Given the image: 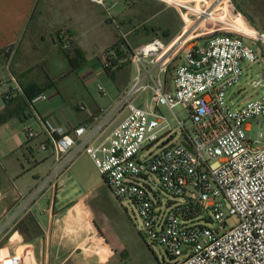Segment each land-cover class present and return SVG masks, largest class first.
<instances>
[{
    "label": "built area",
    "instance_id": "obj_1",
    "mask_svg": "<svg viewBox=\"0 0 264 264\" xmlns=\"http://www.w3.org/2000/svg\"><path fill=\"white\" fill-rule=\"evenodd\" d=\"M89 1L107 10L111 0ZM163 1L181 19V29L168 42L154 38L133 47L115 22L136 68L113 112L126 111L125 118L101 142L108 120L71 132L48 124L52 139L40 148L53 149L58 166L35 195L47 184L57 188L76 160L87 155L112 194L135 209L142 236L163 246L174 264H264V95L237 106L228 96L239 89L244 64L248 69L264 63L263 51L253 47L264 46V31L236 0ZM101 67L115 68L107 55ZM100 92L105 94L101 87ZM144 93L148 99L137 105ZM46 99L42 94L33 103ZM179 106L191 126L178 120L183 133L177 139L160 107L174 113ZM250 120L260 129L254 142L246 135ZM25 133L30 140L39 137L30 127ZM160 192L170 197L168 203ZM233 216L238 223L228 228ZM0 264H24V258L0 248Z\"/></svg>",
    "mask_w": 264,
    "mask_h": 264
},
{
    "label": "crops",
    "instance_id": "obj_2",
    "mask_svg": "<svg viewBox=\"0 0 264 264\" xmlns=\"http://www.w3.org/2000/svg\"><path fill=\"white\" fill-rule=\"evenodd\" d=\"M236 4L240 9L237 0ZM97 7L102 6L89 0H0V112L9 92L26 99L23 85L36 84L30 90L34 99L47 96L0 125V243L7 231L11 232L0 248L22 254L24 264L128 263L122 244L105 227L98 226L96 196L91 190L82 192L83 181L72 180L70 174L77 163L57 188L47 184L43 193L35 195L44 184V176L58 166L54 150L40 148L52 139L48 124L71 132L78 126L108 120L109 126L98 137L101 142L127 114L113 112L134 77L113 94L105 90L102 96L108 94L109 99L99 106L94 100L88 102L83 92L87 85L81 82L94 72L100 76L102 69L90 73L88 65L94 62L90 58L72 70L66 55L74 54L80 36L77 29L83 24L91 27V21H83L82 14ZM129 65L133 64L118 70ZM39 68L41 72H35ZM37 89L44 91L37 93ZM26 127L38 131L39 137L28 139ZM64 192L66 202H57V194ZM22 221L32 223L30 238L18 230Z\"/></svg>",
    "mask_w": 264,
    "mask_h": 264
},
{
    "label": "rangeland",
    "instance_id": "obj_3",
    "mask_svg": "<svg viewBox=\"0 0 264 264\" xmlns=\"http://www.w3.org/2000/svg\"><path fill=\"white\" fill-rule=\"evenodd\" d=\"M237 2L250 21L264 31V0H237ZM106 7L107 10L104 7H97L95 10L82 14V17L84 16L83 21H91V27L85 28L83 24L81 29H77L80 36L75 45V49H80L83 52L85 59L91 58L96 63L93 65L94 62H90L89 67L87 66L91 70L90 73L98 68L102 69V76L97 74L95 76L94 72L92 77L89 76L81 82L82 86H84V83L87 85V91L82 89L86 93L88 102L94 100L99 106L106 105L109 99L108 94L106 97L102 96L100 87L109 94H113L119 88L121 89L128 78H133L136 75L134 65H129L121 70L115 67L110 75L99 65L105 52L112 48L122 37L116 23L124 33H127V39L133 47H139L150 40L151 37L143 31L144 27L158 26L161 22H167L168 24L177 21L181 23L178 13L163 0H111L107 2ZM160 39L164 40V38ZM126 43L128 44L127 41ZM253 47L255 51H263L264 53V46L254 44ZM24 51L21 50L20 53H24ZM61 55H63L62 52ZM17 56L21 55L18 54ZM56 61L57 59H54L55 65H57ZM247 65L248 63L244 64L246 72L240 81L239 89H233L228 95L233 106L248 100H256L264 95V63L253 64L248 69ZM35 72H41V69H36ZM234 92L239 93L238 98L232 95ZM146 98L148 99V94L144 93L135 103L141 105ZM160 112L174 126L177 139H180L183 133L182 128L177 126L178 120L185 122L187 128L191 126L189 115L181 106L176 108L174 113L166 107H160ZM249 123L251 129L246 132L247 138L252 142L257 141L260 132L259 126L254 120H250ZM262 129L264 131V121ZM75 163L77 165L70 174L73 177L72 180L79 179L80 183L83 181L84 188L82 192L91 190L93 195L96 196L94 209L98 216V226L105 227L122 244L125 249L124 256L127 259V264H174V261L166 254L163 246L153 245L142 236L143 222L138 217L135 209L127 201H119L110 192L108 184H105L103 175L94 161L89 156L83 155ZM160 195L163 202L168 203L170 197L163 192H160ZM64 196L65 192L57 194V202L65 203ZM237 223L238 218L234 216L227 220L228 228ZM10 235L11 232L7 231L6 237L3 238L0 246L7 242Z\"/></svg>",
    "mask_w": 264,
    "mask_h": 264
},
{
    "label": "trees",
    "instance_id": "obj_4",
    "mask_svg": "<svg viewBox=\"0 0 264 264\" xmlns=\"http://www.w3.org/2000/svg\"><path fill=\"white\" fill-rule=\"evenodd\" d=\"M180 25L181 23L177 21H172V23L168 24L167 22H161L158 26H152L150 28L144 27L143 31L145 32V34L151 37L150 40L158 37L164 38L165 41H168L180 29ZM131 54L132 51L129 45L126 43V40L123 37H120L117 43L112 48H109L104 55L108 56V59L113 64V66L120 68L123 65L130 64ZM66 55L72 70H77L82 64L86 62L85 56L80 49H75L73 55H70L69 53H67ZM111 56H113L114 58ZM106 73L111 74L110 71H106ZM34 86H36V84L23 85L26 99L19 97V95H17V92L15 91H11L6 94V105L5 108L0 112V125L10 118H13L15 115H19L22 111L25 112L26 109L30 108V104L33 102L35 97V95L31 93L30 90ZM43 91L44 89H37V93H41ZM31 225V222L22 221L18 226V230L25 236H27V238H30L28 237V234L30 232Z\"/></svg>",
    "mask_w": 264,
    "mask_h": 264
}]
</instances>
